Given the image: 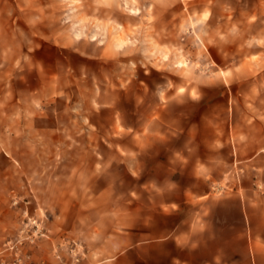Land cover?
Returning a JSON list of instances; mask_svg holds the SVG:
<instances>
[{
  "label": "rangeland",
  "instance_id": "rangeland-1",
  "mask_svg": "<svg viewBox=\"0 0 264 264\" xmlns=\"http://www.w3.org/2000/svg\"><path fill=\"white\" fill-rule=\"evenodd\" d=\"M94 1L49 0L67 39L44 40L24 23L38 21V0H0V264H254L246 213L240 223L214 201L178 205L192 169L165 176L161 144L202 149L264 119V0H117V13L142 16L132 30L145 45L125 55L112 23L105 65L74 51L92 55ZM164 59L175 69H158ZM47 63L67 67L62 87L37 74ZM162 87L194 98L163 123L153 112ZM123 124L136 132L117 133ZM233 176L209 196L231 192Z\"/></svg>",
  "mask_w": 264,
  "mask_h": 264
},
{
  "label": "crops",
  "instance_id": "crops-1",
  "mask_svg": "<svg viewBox=\"0 0 264 264\" xmlns=\"http://www.w3.org/2000/svg\"><path fill=\"white\" fill-rule=\"evenodd\" d=\"M38 1L41 3L38 6L41 11V14L38 16V21L26 14L27 17L24 20V23L27 24L26 29L29 32L34 31L36 37L44 40L67 39L66 30H58L56 27L53 28V24H55V22L53 23V15H56L51 10V3H47L49 0ZM126 1V5H129L130 1ZM94 2L95 30L90 35V39L95 41V44L92 45V55L90 56L87 51L81 50L80 46H77L74 50L77 55L81 57H94L95 61L105 62L103 63L105 65L109 59V53L104 41L110 39L109 28L112 23L122 24L124 28L125 37L128 40L124 44L125 55L127 53L131 54V49L137 47L138 44H140L139 50L144 47L145 44L141 43L143 32L141 30H132L134 24L144 22L140 13L136 14L137 9L129 8V13H117V0H95ZM23 14L21 12V15ZM36 30L38 34H36ZM74 35L76 38H79L80 32L74 31ZM120 45L119 43L118 46ZM169 45L173 47V43H169ZM45 47L58 49L59 46L57 43L49 42V45H45ZM128 48H130L129 51ZM168 61L169 59H164L156 62L160 63L158 69L164 70L167 68L170 71L175 69L176 66ZM140 63L144 65L142 61ZM42 71L44 74H40V70H37V74L40 75L41 79L54 82L57 85L56 87H62V84L68 80L67 67L62 68L47 63L42 66ZM183 84L185 85V82ZM179 86V84H174L173 87L178 88ZM168 89L169 87L167 89L162 87L159 90V100L153 109L155 117L158 120H162V123L163 117L170 111L175 113V116H179L181 98L194 100V98H190L189 96L181 97L177 93V90L163 97L162 95L168 92ZM95 103L100 102L95 98ZM112 103L114 101L106 105L101 104L110 107ZM168 131H170L169 128H163L157 132V135L161 136L159 140L164 141ZM120 132L132 133L136 131L132 125L123 124L117 131V133ZM171 132L173 135L175 134L174 128ZM137 133L143 134L144 131ZM220 142L226 143V149L221 148ZM161 146L167 154L166 159L163 160L165 162V176L176 175L177 172L173 168L175 166H188L192 169L188 174L189 185L183 190L184 196L181 200L179 199L178 205L185 202L195 203L197 200L203 199L205 207L207 208L208 204L214 201L219 203L217 215L220 218L229 211L240 223L243 213H246L251 225L253 262L254 264H256L255 262L258 263V257L262 251L260 249V241L264 242V157L260 155V152L264 150V119H254L250 125L236 126L234 130L230 128L225 140L220 137L211 138L207 142L205 140L202 149L195 142L192 144L190 139L182 146L174 143L170 145L162 143ZM233 170L235 171V176H233L236 182L235 188L218 199L209 196L210 185L213 182L221 181L233 172ZM161 181L175 184L178 180L173 177H165Z\"/></svg>",
  "mask_w": 264,
  "mask_h": 264
},
{
  "label": "snow or ice",
  "instance_id": "snow-or-ice-1",
  "mask_svg": "<svg viewBox=\"0 0 264 264\" xmlns=\"http://www.w3.org/2000/svg\"><path fill=\"white\" fill-rule=\"evenodd\" d=\"M214 53V52H213ZM215 54V53H214Z\"/></svg>",
  "mask_w": 264,
  "mask_h": 264
}]
</instances>
